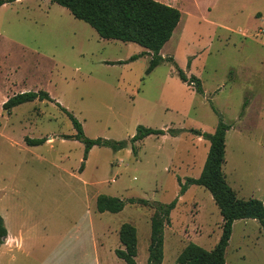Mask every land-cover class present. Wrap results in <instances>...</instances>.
Returning a JSON list of instances; mask_svg holds the SVG:
<instances>
[{"label": "rangeland", "instance_id": "rangeland-1", "mask_svg": "<svg viewBox=\"0 0 264 264\" xmlns=\"http://www.w3.org/2000/svg\"><path fill=\"white\" fill-rule=\"evenodd\" d=\"M156 1L181 13L161 53L197 78L202 94L181 82L169 61L147 74L148 51L99 38L55 3L0 7V84L11 81L15 94L47 92L89 139L129 142L138 126L181 130L148 136L134 152L130 144L118 151L94 146L83 162L84 146L64 137L75 129L54 103L36 100L9 114L0 105V215L9 230L29 231L22 251L10 253L15 264H125L114 253L122 249L124 223L136 230V264H146L153 210L129 199H177L163 229L162 264H177L189 242L211 250L221 232L218 209L199 186L178 196V179L197 178L209 148L190 129L210 134L219 118L231 125L222 166L227 184L238 198L264 203V0ZM49 136L52 142L38 146L24 141ZM98 195L118 198L123 209L98 213ZM225 262L264 264L257 221L234 223Z\"/></svg>", "mask_w": 264, "mask_h": 264}, {"label": "trees", "instance_id": "trees-1", "mask_svg": "<svg viewBox=\"0 0 264 264\" xmlns=\"http://www.w3.org/2000/svg\"><path fill=\"white\" fill-rule=\"evenodd\" d=\"M15 0H0V7L3 4ZM53 3L65 8L77 20L89 25L104 40H118L123 43H135L146 49L151 55L146 73L149 74L162 62H171L175 68L179 80L187 86L193 87L197 94H202L200 81L191 76L187 77L180 70L171 58L162 57L159 52L171 38L177 27L181 13L178 9L158 2L156 0H51ZM132 56L130 60L136 59ZM189 64V63H188ZM38 101L54 103L70 119L75 134L70 137L80 141L84 146L83 162L88 152L94 146L107 147L113 151L121 150L131 145L134 152V143L142 141L148 136H178L179 129H152L138 126L136 134L126 141H112L101 138L89 139L85 137L81 124L68 113L66 109L51 99L47 92H23L14 94L6 99L1 105L3 112L8 113L21 104ZM246 105V104H245ZM213 111L214 108L212 107ZM231 125L225 124L219 118L214 131L210 134L190 129L189 132L209 142L208 152L197 178H186L180 186L179 194H182L187 186L195 185L204 188L209 192L218 212L221 216L220 236L211 250L189 242L186 244L176 258L177 264H226L225 249L232 232L233 222L237 220H255L264 231V203L257 199L243 200L237 197L235 191L227 184L222 171L225 162V135ZM30 146L43 144L46 139H24ZM83 169V163L80 171ZM177 202L171 201L168 204L152 203L145 199H129L131 205L147 206L153 210L149 219L150 235L148 245V256L146 264H161L163 259V229L169 225L170 212ZM124 202L116 197L98 195L95 199V208L98 213H118L123 209ZM7 235L4 222L0 216V246ZM118 240L122 249L115 250V256L124 261L125 264H136L135 256L137 251L136 230L133 225L124 223L118 230Z\"/></svg>", "mask_w": 264, "mask_h": 264}, {"label": "crops", "instance_id": "crops-1", "mask_svg": "<svg viewBox=\"0 0 264 264\" xmlns=\"http://www.w3.org/2000/svg\"><path fill=\"white\" fill-rule=\"evenodd\" d=\"M16 1H25V0H15L13 2H16ZM49 2V4L53 3L51 0H47ZM7 4V3H6ZM4 5V4H3ZM4 38V37H3ZM118 41V40H117ZM144 49V48H143ZM145 51H147L146 49H144ZM159 54L163 57L162 53H161V50L159 52ZM14 86V83H12L11 81H6L4 83H1L0 84V105H2L6 99L10 96H13L15 94V92H12L11 88L10 87H13ZM8 89L10 93L8 92H5V89ZM4 91V92H2ZM39 91V90H38ZM19 93H23L22 91H19ZM18 94V93H17ZM49 95V94H48ZM50 97V96H49ZM51 98V97H50ZM36 101V100H35ZM44 101V100H43ZM55 102H57L56 100H54ZM34 102V101H33ZM47 102V101H46ZM28 103H31V102H28ZM58 103V102H57ZM25 104V103H24ZM60 104V103H58ZM22 105V104H21ZM20 106V105H19ZM18 107V106H17ZM15 108V107H14ZM13 108V109H14ZM12 109V110H13ZM2 110V109H1ZM231 129V128H230ZM229 129V130H230ZM228 130V131H229ZM227 131V132H228ZM227 134V133H226ZM73 136V135H71ZM226 136V135H225ZM52 142L53 141V138L51 136H49L45 142ZM89 153V152H88ZM180 199V198H179ZM3 219V222H4V226H5V229H6V232H7V235L4 239V242L3 244L0 246V264H15V258L13 256H10V253H12V251L14 249H17L19 251H22L21 249L23 248V244H24V237L25 235H27L29 233V231H23L20 227L19 228H15L12 227L11 230H9L8 226L6 225V213L3 214V215H0ZM248 220V219H247ZM240 220H237L235 222H238ZM243 221V224H246V220H241ZM252 222H256L255 220H251ZM233 222V225L234 223ZM232 225V227H233ZM245 226V225H244ZM232 233V232H231ZM231 237V236H230ZM230 240V239H229ZM229 242V241H228ZM137 252V251H136ZM9 254V255H8ZM178 256V255H177ZM163 261V259H162ZM162 264V262H161Z\"/></svg>", "mask_w": 264, "mask_h": 264}]
</instances>
